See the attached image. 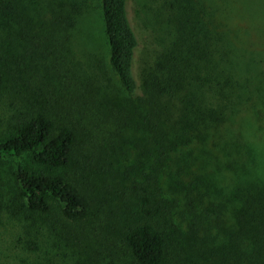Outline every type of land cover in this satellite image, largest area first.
I'll return each instance as SVG.
<instances>
[{
    "label": "trees",
    "instance_id": "1",
    "mask_svg": "<svg viewBox=\"0 0 264 264\" xmlns=\"http://www.w3.org/2000/svg\"><path fill=\"white\" fill-rule=\"evenodd\" d=\"M224 1L229 14L245 7L244 0L238 8ZM98 3L107 65L129 95L124 102L109 96L100 98L97 87L91 91L90 85L71 68L73 31L78 19L95 8L94 0H50L49 17L39 32L30 27L33 19L27 15L26 0H0V60L4 61L0 63V90L6 79H11L12 83L24 85L25 92H33V102L18 110L14 134L0 142V164L23 157L50 170L74 164L66 174L32 172L18 164L10 188L5 192L0 185V213L18 222L36 223L48 214L67 221L61 245L84 256L85 261L98 255L94 244H90L94 241L100 246L105 242L107 251L116 249L128 255L131 264H202L208 254L222 259L221 264H264V208L259 201L247 203L254 216L248 215L250 224L243 218L230 246L210 252L205 245L207 231L201 227L203 218L196 215V204L202 203L203 196L199 191L191 195L188 190L183 200L187 213L193 216L187 225L189 237L184 236L182 242L172 237L176 201L164 197L159 176L175 151L195 139H204L195 131L196 120L209 127L208 120L216 118L214 109L199 89L191 97L181 96L191 80L193 65L179 53L157 56L141 70L139 85L133 73L138 40L128 18V0ZM13 24L27 40L18 62H14L15 55L5 53L6 48H12L7 46L6 36L17 31ZM249 27L248 24L241 41L253 46L254 34ZM140 90L142 95H137ZM24 93L16 94L25 99ZM129 129L136 134L131 137ZM131 143L135 153L134 157L130 155L133 162L129 167V156L123 154ZM119 160L126 163L122 175L130 172L124 171L127 169L134 170V174L124 176L125 184L108 188L116 201L114 212L102 204L99 190L95 192L93 187L100 181V186L108 185L107 181L119 174L114 167ZM213 208L208 206L204 213H215ZM121 217L125 222L120 229H111L110 223ZM252 223L257 226L255 236L249 232ZM244 238L254 241L253 253L237 251ZM36 241L39 243V238ZM29 245L38 253L35 259L39 261L41 250L36 251L30 241Z\"/></svg>",
    "mask_w": 264,
    "mask_h": 264
},
{
    "label": "rangeland",
    "instance_id": "2",
    "mask_svg": "<svg viewBox=\"0 0 264 264\" xmlns=\"http://www.w3.org/2000/svg\"><path fill=\"white\" fill-rule=\"evenodd\" d=\"M240 1L229 0L236 8ZM26 2L27 15L33 19V27L31 23L30 27L33 32H39L41 24L49 17L50 0ZM244 3L245 7L240 6L230 14L225 10L224 0H128L127 3L128 18L138 40L133 73L139 85L141 70L152 64L157 56L179 53L193 65L191 80L181 96L191 97L199 89L208 98L207 104L214 109L216 118L208 120L209 127L196 120L195 131L202 133L204 139H195L175 151L159 176L164 185V197L176 201L175 227L170 232L180 242L184 236L189 237L187 225L193 219L185 209L183 197L188 190L191 195L197 191L202 194V203L196 204V215L203 218L201 227L202 231H207L205 245L210 252L230 246L244 217V222L251 223L250 216L254 215H250L252 207L247 203L253 205L259 201L258 205L264 208V0H244ZM98 6V0H94L95 8L77 21L72 35L71 68L90 85L91 91L92 87H97L100 98L109 96L124 102L129 95L107 65V44ZM183 24L187 26L183 27ZM248 24L254 34L253 46L241 41ZM13 26L17 30L18 26ZM6 38L9 41L7 46L9 44L12 48H6L5 53L15 55V62L22 56L18 54L24 53L27 40L18 30ZM25 90L24 85L12 83L11 79H6L0 90V142L14 134L18 110L33 102V92ZM17 91L25 92V99L19 97ZM137 95H142L141 90ZM128 134L132 137L136 133L129 129ZM128 146L123 156H129L130 167L133 162L130 155L134 157L135 147L132 143ZM18 164L28 171L52 174H66L74 165L50 170L36 166L28 157L6 159L0 164V185L5 192L13 183ZM125 164L123 160L115 164L119 174L114 175L113 180L109 179L108 185L100 186V181L93 187L95 192L99 190L102 204L114 212L116 201L108 194V188L125 184V178L134 174L131 169L124 170L130 171L127 175L121 174ZM210 205L215 213H204ZM122 222L125 219L121 217L111 222L110 228L118 231ZM66 225H69L67 221L50 214L33 223L30 220L15 221L11 215L1 212L0 264H131L128 255L116 249L107 251L105 242L103 246L90 242L98 255L88 261L73 250L67 251L61 245ZM256 229V224L252 223L251 236H255ZM29 241L36 245V251L41 250L39 261L38 257L35 259L38 253L33 251ZM254 248V241L244 238L237 251L248 255L254 252ZM222 261L208 254L202 264H221Z\"/></svg>",
    "mask_w": 264,
    "mask_h": 264
}]
</instances>
